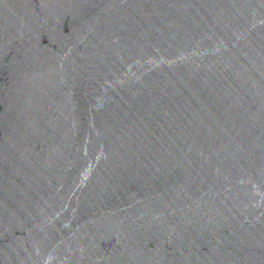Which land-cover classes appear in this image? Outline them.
Here are the masks:
<instances>
[{"label": "water", "instance_id": "obj_1", "mask_svg": "<svg viewBox=\"0 0 264 264\" xmlns=\"http://www.w3.org/2000/svg\"><path fill=\"white\" fill-rule=\"evenodd\" d=\"M0 264H264V0H0Z\"/></svg>", "mask_w": 264, "mask_h": 264}]
</instances>
